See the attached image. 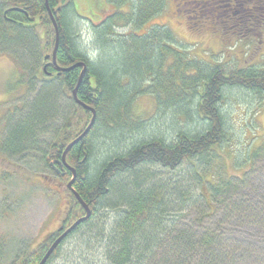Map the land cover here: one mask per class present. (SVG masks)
Listing matches in <instances>:
<instances>
[{"label":"trees","instance_id":"trees-1","mask_svg":"<svg viewBox=\"0 0 264 264\" xmlns=\"http://www.w3.org/2000/svg\"><path fill=\"white\" fill-rule=\"evenodd\" d=\"M104 2L108 7L106 13L94 23L76 13L74 0H0V56H7L20 71L27 69L22 73L30 71L28 78L19 74L24 85L32 80L41 85L33 91L35 97L31 101L12 107L3 117L0 155L37 161L66 186L72 174L66 170L63 177L56 175L50 163L60 160L65 147L84 131L91 113L75 103L71 95L82 68L68 72H58V68L85 64L76 95L95 112L90 132L66 155L67 164L76 173L73 190L90 208L91 217L55 249L46 264L56 257L69 237L90 223L101 201L118 198L116 208L121 209V215L109 240V264H230L235 255L227 252L235 249L223 230L200 232L193 225H183L178 218L169 219L170 207L173 212L178 211L174 210L177 204V208L187 210L195 200L194 194L190 190L186 196L181 194L173 179L155 183L139 170L155 167L173 173L186 166L191 175L194 163L221 165L220 153L232 131L224 110L228 92L241 90L264 96V65L228 68L223 63L190 58L186 50L174 46L179 44L166 26L152 25L139 33L164 10L165 0ZM236 4V0H180L188 23L195 16L199 20H216L221 15L226 24L220 27L231 34L264 27V7L260 8V1H253L245 9L239 7L241 11L236 10ZM220 7L228 8V14H218L216 8ZM248 8L251 11L245 12ZM49 14L58 29L55 64V33ZM77 19L90 24V46L96 54H88L79 44L71 26ZM119 28L127 30L120 34L116 31ZM27 60L32 61V68ZM61 89L73 103V110L55 125L54 115L59 110L56 95ZM144 96L153 99L152 120L174 112L170 139L158 135L155 129L149 130L148 122L134 115L136 100ZM116 131L136 133L138 139L100 162L95 153V136L103 134L108 138ZM244 156L246 164L262 158L264 139ZM125 175L129 178L124 182ZM246 175L247 172L241 177L218 176L213 181L197 177L203 185L197 202L204 205L206 217H222L226 222L250 214L264 215L262 207L230 197L235 183L244 185ZM66 191L70 207L63 228L84 216L76 198ZM243 196L249 197L244 193ZM199 222L200 218L194 225ZM56 234L13 264H38Z\"/></svg>","mask_w":264,"mask_h":264},{"label":"rangeland","instance_id":"rangeland-1","mask_svg":"<svg viewBox=\"0 0 264 264\" xmlns=\"http://www.w3.org/2000/svg\"><path fill=\"white\" fill-rule=\"evenodd\" d=\"M236 1L235 8L238 11L242 10L239 7L245 9L250 4L248 0ZM74 7L79 16L88 17L94 23L105 15L108 8L104 0H74ZM181 7L180 0H165L164 10L152 18L139 33L145 32L152 25L166 26L173 34L176 44H179L174 46L186 50L190 58L204 59L211 64L223 63L228 68L264 65V27L231 34L229 30L225 31L220 27V24H226L224 16L219 15L216 20H199L195 16L188 23ZM216 12L228 14L229 10L220 7L216 8ZM71 26L81 47L88 54H96L90 46V24L77 19ZM126 30L116 29L120 34H124ZM27 62L32 68V61ZM24 71L27 69L20 71L7 56H0V136L4 130L3 117L7 111L21 104L25 106L26 102L35 97L33 91L41 87L38 81L33 80L24 85L19 75ZM22 74L27 78L31 75L30 71L29 74ZM56 104L59 110L58 115H54V121L58 125L62 116L67 117L73 110V103L65 98L61 89L56 95ZM224 110L228 114L232 131L220 153L221 165L215 166L213 163L203 166L194 163L191 175L186 166L173 173L155 167H142L139 171L152 177L155 183L164 180L172 182L173 179L180 186L181 194L186 196L188 190L194 194L195 200L190 207L186 205L187 210L180 208L184 209L180 211L177 204V209L174 210L178 211L173 212L170 207L169 219L178 218L183 225H193L200 232L205 229L223 230L231 238L235 249L227 252L235 255L230 264H264V215L250 214L224 222L226 218L206 217L204 205L197 202L198 193L203 188L197 177L213 181L218 176L241 177L242 173L247 172L244 185L234 182L230 197L248 200L252 206L255 204L264 210V156L254 159L250 164L244 161L245 152L249 149L254 151L264 139V96L233 90L228 92ZM133 113L137 118L148 122L146 127L149 130L155 129L158 135L170 139L171 129L174 127V112H166L152 120L154 102L150 96H144L136 100ZM95 138V153L102 162L114 152L124 151L134 139H138V134L116 131L108 138L103 134H98ZM92 165L90 163V169L93 168ZM128 178L129 175H125L122 180L125 182ZM243 193L249 197L243 196ZM119 201V198L117 201H101L90 223L69 237L49 264H109V240L121 215V209L116 208ZM69 203V194L64 184L44 170L39 162L0 155V264H13L55 233L64 223ZM199 218L200 222L194 225Z\"/></svg>","mask_w":264,"mask_h":264},{"label":"water","instance_id":"water-1","mask_svg":"<svg viewBox=\"0 0 264 264\" xmlns=\"http://www.w3.org/2000/svg\"><path fill=\"white\" fill-rule=\"evenodd\" d=\"M11 10H16V9H11ZM50 16V14H49ZM50 19L52 21V26L54 29V33H55V45H54V50L52 53V63L55 64V51L57 48V43H58V29L56 26L55 21L51 18ZM48 57H46L45 59H47ZM82 68L79 78H78V82L74 88V90L72 91V99L74 100L75 103H77L79 106L83 107L84 109L88 110L91 113V119L89 121L88 126L84 129V131L77 137L75 138L71 143H69L62 155L60 160H54L50 163V167L55 171L56 175H60L61 177H63L65 175L66 170L69 171L72 174V179L66 184L65 188L67 190H69L71 192V194L76 198V200L78 201V203L80 204V206L83 208L84 210V216L78 218L76 221H74L70 226H68L67 228H58L57 230V235L55 237L52 238V241L50 242V244L47 246V249L44 253V255L42 256L40 262L38 264H46L49 257L52 255V253L55 251V249L82 223H84L85 221H87L90 217H91V210L88 207V205H86L81 199L80 197L75 193V191L73 190V183L76 177V173L75 170L73 168H71L67 162H66V155L67 153L70 151V149L75 146L76 144H78L91 130L94 121H95V112L93 109L89 108L88 106L82 104L78 99H77V95L76 92L78 90V87L82 81V78L85 74L86 71V66L84 63H77L75 65H72L71 67L68 68H58V72H68L71 70H74L76 68ZM58 166V168L55 167ZM61 171V172H60Z\"/></svg>","mask_w":264,"mask_h":264},{"label":"flooded vegetation","instance_id":"flooded-vegetation-1","mask_svg":"<svg viewBox=\"0 0 264 264\" xmlns=\"http://www.w3.org/2000/svg\"><path fill=\"white\" fill-rule=\"evenodd\" d=\"M253 1H260L261 2L260 8H263L264 7V0H248V2L250 3V6H252ZM246 11H251V8H248L247 10H245V12ZM242 13H244V12H242ZM252 13L255 14V11H253ZM217 18H219V17H217Z\"/></svg>","mask_w":264,"mask_h":264},{"label":"bare ground","instance_id":"bare-ground-1","mask_svg":"<svg viewBox=\"0 0 264 264\" xmlns=\"http://www.w3.org/2000/svg\"><path fill=\"white\" fill-rule=\"evenodd\" d=\"M69 226H70V225H69ZM67 227H68V226H67ZM67 227H65V228H67ZM65 228H64V229H65Z\"/></svg>","mask_w":264,"mask_h":264}]
</instances>
